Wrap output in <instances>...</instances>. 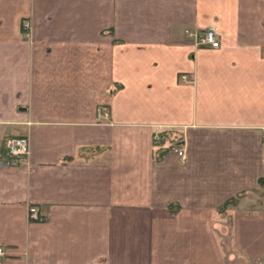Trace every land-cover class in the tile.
Segmentation results:
<instances>
[{"label":"crops","instance_id":"obj_1","mask_svg":"<svg viewBox=\"0 0 264 264\" xmlns=\"http://www.w3.org/2000/svg\"><path fill=\"white\" fill-rule=\"evenodd\" d=\"M210 26L218 48L188 32ZM0 244V264L264 261V0H0Z\"/></svg>","mask_w":264,"mask_h":264},{"label":"built area","instance_id":"obj_2","mask_svg":"<svg viewBox=\"0 0 264 264\" xmlns=\"http://www.w3.org/2000/svg\"><path fill=\"white\" fill-rule=\"evenodd\" d=\"M26 27L30 25L29 22L26 21ZM189 34L196 39V43L199 46H209L212 48H218L221 45L219 31L217 26H210L203 31L193 32L188 31ZM183 79L189 78L187 74L182 75ZM108 115V111L106 108H100L98 112V116L100 118H105ZM162 131H157L155 134L156 140L159 142L162 139ZM176 151L178 155L182 158V160L186 159V154L183 148H177ZM6 152L8 157L10 158V163L13 165H17L18 163H22L24 160H27L31 153V142L30 138L27 135H16L12 136L7 140L6 143ZM29 217L32 219H43L44 215L40 210V207L37 205L29 206ZM7 255V249L3 244H0V258ZM259 264H264V261Z\"/></svg>","mask_w":264,"mask_h":264},{"label":"trees","instance_id":"obj_3","mask_svg":"<svg viewBox=\"0 0 264 264\" xmlns=\"http://www.w3.org/2000/svg\"><path fill=\"white\" fill-rule=\"evenodd\" d=\"M231 200H233V199H231Z\"/></svg>","mask_w":264,"mask_h":264}]
</instances>
